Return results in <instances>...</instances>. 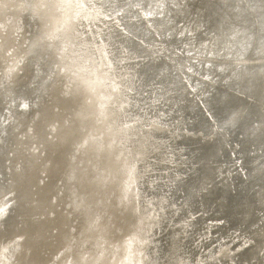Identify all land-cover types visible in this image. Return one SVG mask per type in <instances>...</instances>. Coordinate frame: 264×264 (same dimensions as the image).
<instances>
[{
    "label": "bare ground",
    "instance_id": "obj_1",
    "mask_svg": "<svg viewBox=\"0 0 264 264\" xmlns=\"http://www.w3.org/2000/svg\"><path fill=\"white\" fill-rule=\"evenodd\" d=\"M78 1L0 0V264H264V226L251 242L239 236L264 209V60L249 61L263 33L245 21L264 0L105 2V31L82 57ZM66 11L74 43L59 26L46 40L48 12ZM174 59L177 76L165 72ZM225 113L249 198L235 195L211 235L186 218L198 168L211 171L206 127ZM234 186L197 204L222 217L217 197L226 205ZM225 235L238 249L213 245Z\"/></svg>",
    "mask_w": 264,
    "mask_h": 264
},
{
    "label": "rangeland",
    "instance_id": "obj_2",
    "mask_svg": "<svg viewBox=\"0 0 264 264\" xmlns=\"http://www.w3.org/2000/svg\"><path fill=\"white\" fill-rule=\"evenodd\" d=\"M246 3H249L250 5H253L255 7L254 4V0H245ZM113 3V2H117V0H82V1H78L77 4V8H78V12L79 15L82 16L81 18V22H80V34L84 35L86 37H82L79 36L77 37V41H78V45H79V57L83 56V52L85 51V40L87 37L89 36H95L97 37L98 35H100V33L102 31H105L103 29L102 26L98 25L96 22H99L101 20H103V16L105 15V10H103L104 6L103 4L106 5V3ZM93 8H95V10H92ZM48 16L50 17V19L46 22L43 23L42 25V35L44 36V38L47 40L46 35L50 32V30H56V28L59 26L61 29H63V36L65 38V42H67L68 44H73L74 43V37L73 35L70 36V31L73 32V26H72V16L70 15L69 11H66V14L58 17L57 15H54L50 12H48ZM247 18L245 19V21H248L249 18L250 20L256 21V22H251V26L253 25H258L260 23L261 29H260V33H263L262 35H258L256 36L255 40H253V44L250 45V40L253 38H251L249 35H251L250 33V28H249V34L246 36V42L245 45L248 47L250 45V49L252 51H259L261 50L262 53H259L257 55L252 54V58L249 61H253L254 59H257V62H262L264 60V6L261 7H257L256 6V12L254 14H251V17L249 14L246 15ZM89 20H93L95 21V27H89ZM111 32H114L113 29ZM118 33V30H117ZM72 41H71V40ZM233 44H240V43H233ZM100 47V50H95V54L96 52L101 51L102 53L100 54L103 57V60L100 57V66L102 68L101 71H104V69L106 68L104 66V64L106 63L105 61V56H104V48L102 45L98 46ZM102 47V48H101ZM89 48V46H88ZM90 50V49H89ZM134 50V49H133ZM140 51L144 52V49H140ZM97 55V54H96ZM99 55V56H100ZM120 56V55H118ZM245 56H248L247 53H245ZM162 61L161 57H160V62ZM167 65L165 68V72H169L172 69H175L174 74L177 76L176 72L177 70L180 68L179 64L177 63L176 59L172 60L171 62H169L168 60L166 61ZM253 63V62H251ZM89 63H87L88 65ZM157 64V61H156ZM95 65V66H94ZM98 63L95 64H89V68L92 67H96V69L98 70ZM104 66V67H103ZM261 67L260 72H258V74H255L257 76L263 77L264 78V66H259ZM153 69H155V67L153 66ZM181 69V68H180ZM145 70V69H144ZM137 75H134V77H136ZM223 93L226 94V89H221ZM229 90V89H228ZM230 91V90H229ZM227 102L232 105L234 104L232 102V100H227ZM227 107V103L225 104ZM176 114L177 113V109H176ZM176 115V117H177ZM232 114L230 113H225L223 116V122L219 121L217 125H210L208 127H206V133L209 135L210 138V144L207 146L202 145V150L207 154V156H209L210 158V164H211V171H205L206 169H204V167H202V169H199V176L198 180L196 178V182H195V192L192 195L193 196V200H194V207L191 208L189 215L192 216L191 219H189L188 217L186 218L187 220H191L194 223H197L199 226L202 227V231L206 230V232L208 231L211 235L214 231V229L216 227H218V225L221 223V221H223V217L224 220H226V216L227 214H229V212L231 211V208L235 205V202L240 204L241 201L243 199H248L249 198V194L244 195L243 194V185L242 182L238 181L240 180V178L238 180H234V171L233 169L236 167V165H233L232 162V153L235 150L234 144H233V139L236 135V130L231 128L232 123H230V117ZM234 120V119H232ZM264 119L261 121L263 122ZM264 142V141H263ZM220 151V153H219ZM242 155L244 156V159L247 160L248 159V151L242 146L241 151ZM216 156L217 161H214V158ZM230 161V162H229ZM244 161V160H243ZM215 162V164H214ZM202 166V165H201ZM243 167H246L247 169L249 168L247 165H244ZM227 169H230V171H227ZM238 174H240L238 172ZM207 179V180H206ZM237 181L240 185L239 191L236 193H231L232 190L229 192H227V200L229 199V197H231V206L228 208L227 205V200H226V205L224 203L223 198L221 197H217V201L222 200L223 201V215L221 217V215L216 214L215 216H208L207 213L212 211V205L211 203L206 206L205 210L201 209V206H199L197 203L199 202L200 198H208L209 201L211 199L212 193L215 191V194L218 190L223 189L225 187L230 188V187H235L234 186V182ZM254 180L252 182L247 181L248 184V188L252 189L255 188L253 187L254 185ZM212 189H214V191H212ZM198 193L200 196H198ZM235 202L233 201V198L235 197ZM204 214L205 217H203L202 219H200V215ZM250 213H248L249 215ZM250 223H252L251 228L258 226V228L254 229L253 231H249L247 233H244L243 235H239L242 236L243 238H245L246 240H248L249 242H251V240L255 239L254 236L253 237H249L252 234H256L260 235V233H262L263 230H261L264 226V209H259L258 213H256L255 217L250 221ZM262 224V225H261ZM261 225V226H260ZM221 226L223 228V224L221 223ZM202 231H201V235H202ZM251 240H250V239ZM228 239H230V237H227V235L225 236H218V237H214L213 241V245L217 248H225L226 245H229L230 248H236L238 249V247L234 246L232 242L228 243ZM199 241L203 240V236L201 238V236L198 238ZM263 249H264V245H263ZM244 251V250H241ZM218 256V255H217Z\"/></svg>",
    "mask_w": 264,
    "mask_h": 264
},
{
    "label": "flooded vegetation",
    "instance_id": "obj_3",
    "mask_svg": "<svg viewBox=\"0 0 264 264\" xmlns=\"http://www.w3.org/2000/svg\"><path fill=\"white\" fill-rule=\"evenodd\" d=\"M210 246H212V244H210ZM200 247H201V246H200ZM200 247H199V248H200ZM200 251H202V249H201Z\"/></svg>",
    "mask_w": 264,
    "mask_h": 264
}]
</instances>
